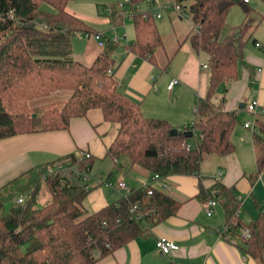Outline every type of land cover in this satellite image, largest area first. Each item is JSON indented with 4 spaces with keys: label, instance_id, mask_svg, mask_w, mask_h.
<instances>
[{
    "label": "trees",
    "instance_id": "obj_1",
    "mask_svg": "<svg viewBox=\"0 0 264 264\" xmlns=\"http://www.w3.org/2000/svg\"><path fill=\"white\" fill-rule=\"evenodd\" d=\"M70 1L0 0V141L68 130L72 119L100 109L106 121L119 125L108 156L116 160L125 156L131 167L147 177L198 175L205 155L235 152L232 135L239 119L235 111L225 110L226 86L239 78L244 41L237 38L238 28L226 27L233 0H171L189 12L192 47L208 57V91L198 101L191 127L200 137L189 149V139L172 136L174 128L168 121L145 117L140 105L120 91L113 72L115 42L107 39L104 50L90 65L74 58V35L96 32L68 11ZM144 2L131 0V6ZM245 11L242 34L251 28L250 9L245 6ZM133 24L136 39L127 42L126 48L154 61L156 50L164 45L155 14L151 9L136 12ZM58 90L70 92L67 101L32 103ZM219 94H223L220 99ZM255 125V175L259 176L264 171V118H257ZM92 162V157L70 154L49 165L67 164L90 171ZM46 167L30 171L25 181L16 178L0 189V264H94L148 235L181 207L165 193L154 191L149 195L142 187H131L127 196L91 213L84 204L91 188L59 173L44 177ZM42 182L51 201L38 206L36 196ZM211 190L201 187L197 197L204 203L214 199L223 205L227 234L242 237V230L248 228L251 234L242 237L243 249L258 264H264V215L246 224L240 218L242 202L234 188L217 182ZM29 194V200L18 202ZM133 206L135 211L131 210Z\"/></svg>",
    "mask_w": 264,
    "mask_h": 264
},
{
    "label": "crops",
    "instance_id": "obj_2",
    "mask_svg": "<svg viewBox=\"0 0 264 264\" xmlns=\"http://www.w3.org/2000/svg\"><path fill=\"white\" fill-rule=\"evenodd\" d=\"M148 5L146 8L140 5V10H149ZM153 13L158 12L154 10ZM122 15L118 20L125 26L126 18L122 19ZM129 22L133 24V21ZM133 30L134 39L128 42L136 39L135 27ZM254 44L263 49V54L242 49L239 78L226 86L225 110L235 111L239 119L232 135L235 152L227 156L205 155L198 175L165 178L170 188L166 194L181 203L178 213L158 223L148 235L130 241L94 264H258L243 249L244 236L224 231L226 214L223 205L217 201L213 215L207 216L205 203L197 197L201 187L212 191L213 186L220 182L237 191L238 199L242 202L239 215L243 222L249 224L264 215V171L259 176L255 175L257 163L254 144L255 121L264 118V46L257 40H254ZM182 48L183 45L173 53L170 61L168 54L166 60L161 61L156 52L154 61L141 58L125 45L124 54L118 58L114 52L112 55L115 59L114 77L120 91L140 105L142 114L164 119L174 129L186 131L191 129L196 119L199 99H204L207 94L209 74L202 70L200 54L189 46L185 47L184 62L172 68L173 58ZM95 55L90 53L88 58L93 60L97 57ZM174 79L178 83L168 89ZM222 96L219 94L218 99ZM253 101L260 106L258 114L248 109ZM246 112L251 118L241 119ZM252 118L255 128H246L245 123L252 121ZM118 132V124L106 121L102 110L92 109L85 117L72 119L68 130L23 134L2 140L0 189L16 178L25 181L30 171L48 166L60 157L90 153L93 158L90 175L93 174L94 179L84 204L91 213L100 211L127 193L107 187L106 181H125L130 187L138 188L151 178L131 167L125 156L117 161L108 156L109 147ZM193 133L194 137L196 131ZM199 137L198 134L195 144ZM189 145L193 144L189 141ZM160 237L175 242L179 249L169 255L162 254L156 247Z\"/></svg>",
    "mask_w": 264,
    "mask_h": 264
},
{
    "label": "rangeland",
    "instance_id": "obj_3",
    "mask_svg": "<svg viewBox=\"0 0 264 264\" xmlns=\"http://www.w3.org/2000/svg\"><path fill=\"white\" fill-rule=\"evenodd\" d=\"M149 1L152 0H145V2L141 4L142 8H146ZM233 1L234 5L231 7L227 15L226 27L228 29L233 27L238 28L237 38L243 39V50L250 49L263 54V49L256 47L254 40H257L264 46V0H249L247 5L245 4V6L250 9L248 19L251 20V28L244 34L241 32V27L245 23L247 15L245 6L239 2V0ZM124 2L125 0H72L68 4V11L86 21L94 32L102 33L105 38L111 42H114L116 38L124 37V41L115 42V49L112 51V53L114 52V56L118 58L120 54H124V45L126 42L134 39V26L129 22V19H127L125 15L121 16L122 19L124 17L126 18V27L118 20V18H120L119 15L122 14L119 11L121 9L120 4ZM166 5H174V2L171 0H161L160 5H155L151 8L153 11H157V14H160L161 16L160 18L156 17V23L164 43L163 47L156 50V54L161 61L166 60V54L171 58L173 53L179 48V44L184 41L183 48L173 58L171 64L172 68H177L178 65H181L184 62V56L186 54L185 47L189 46L193 49L189 38V34L193 30V23L189 12L183 11V16H181L174 10L167 11L164 9V6ZM80 33L83 32L76 33L72 39L73 56L76 60L90 65L95 59L90 60L88 58L90 53L97 55L104 50V47L98 46L93 39L87 40L81 38ZM196 53L200 54L199 59L203 72L209 74L207 54L204 51ZM69 96V91L58 90L48 96L37 98L32 103L44 105L51 102L67 101ZM247 118L251 117L246 112L241 119L244 120ZM251 120L253 121L254 119L252 118ZM197 137L198 133L196 132L193 138H189V141L195 145ZM91 176L94 175L91 174ZM115 184L116 183H114V185ZM105 190L107 191L108 189ZM109 191L113 192L111 190ZM27 196L31 197L30 194ZM50 201L51 196L44 182H42L36 196V203L38 206H41L48 204ZM9 207L10 204L6 206L7 209H9Z\"/></svg>",
    "mask_w": 264,
    "mask_h": 264
},
{
    "label": "built area",
    "instance_id": "obj_4",
    "mask_svg": "<svg viewBox=\"0 0 264 264\" xmlns=\"http://www.w3.org/2000/svg\"><path fill=\"white\" fill-rule=\"evenodd\" d=\"M244 3H248L249 0H241ZM161 0H152L150 1L148 8L151 9L153 6L155 5H160ZM120 11L122 14L125 15V17L127 19H129L130 21H133L134 18V14L136 12H141L140 10V6L136 5L134 7L131 6V0H125L124 3L120 4ZM164 9L168 10H174L175 12L179 13L181 16L183 15V8L181 5L174 3V5H166L164 6ZM155 16L157 18H160V14H155ZM81 38H85L87 40H91L93 39L94 41H96L98 43V45L100 47H104L106 44V38L102 33H80ZM125 40L124 37H120V38H116L114 42H120ZM259 46V44H257ZM178 83V80L174 79L170 82L168 89H172L174 85H176ZM248 109L250 112L254 113V114H258L260 112V106L258 104L257 101H253L249 106ZM262 111V110H261ZM245 127L246 128H255L254 127V121H248L247 123H245ZM187 148H190V145L187 146ZM79 156H84L85 158H90L91 154L90 153H80L78 154ZM115 161H117L115 159ZM54 173H59L62 176H67V177H73L76 178L80 181H82V183L87 184V188H91L92 186V180L94 179V177H92L90 175V171H85V170H80L79 168L75 167H71L70 165L67 164H56V165H48L45 168L44 174L43 176L46 177L49 174H54ZM105 185L107 187L113 188L116 191L119 192H127L125 196H127L128 191L131 190V187L125 182V181H118L115 185L114 183L110 182V181H106ZM139 187H142L144 189L147 190V193L149 195L153 194L154 191H160L162 193H169L170 188H169V184L166 181L165 178H163L161 175L159 174H155L153 175L150 180L141 183V185ZM29 196L25 195L20 197V199L18 200L19 203H24L25 201L29 200ZM217 206V201L214 199L209 200L208 202L205 203V211L207 216H212L214 213V210ZM136 206L132 207V211H135ZM224 231H226V229H224ZM242 234L245 238H249L250 237V230L248 228H244L242 230ZM156 247L158 248V250L164 254V255H169L171 254L173 251H176L179 249L178 245L165 238V237H160L157 241H156Z\"/></svg>",
    "mask_w": 264,
    "mask_h": 264
},
{
    "label": "water",
    "instance_id": "obj_5",
    "mask_svg": "<svg viewBox=\"0 0 264 264\" xmlns=\"http://www.w3.org/2000/svg\"><path fill=\"white\" fill-rule=\"evenodd\" d=\"M222 90V89H221ZM243 107V106H241ZM193 130H186V131H179L178 129H172L171 130V135L172 136H177V135H183L185 138L189 139L193 137Z\"/></svg>",
    "mask_w": 264,
    "mask_h": 264
}]
</instances>
